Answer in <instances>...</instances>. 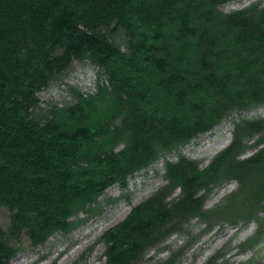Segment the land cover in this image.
Segmentation results:
<instances>
[{"label": "trees", "instance_id": "obj_1", "mask_svg": "<svg viewBox=\"0 0 264 264\" xmlns=\"http://www.w3.org/2000/svg\"><path fill=\"white\" fill-rule=\"evenodd\" d=\"M232 1L0 0V264L25 237L37 248L71 234L110 188L172 154L165 184L102 237L104 264H147L196 219L206 231L256 221L238 249L264 245V118L247 116L264 106V6L222 11ZM77 65L97 69L95 93L70 88L73 102L42 107ZM233 115L234 141L208 166L181 153ZM231 180L225 203L205 209ZM229 253L206 264H233Z\"/></svg>", "mask_w": 264, "mask_h": 264}, {"label": "rangeland", "instance_id": "obj_2", "mask_svg": "<svg viewBox=\"0 0 264 264\" xmlns=\"http://www.w3.org/2000/svg\"><path fill=\"white\" fill-rule=\"evenodd\" d=\"M259 2L264 5V0H236L224 6L222 11L231 13ZM96 85L97 69L88 65H77L73 73L65 80L64 85H54L41 92L38 97L42 107H47L49 103L63 107L73 102L70 88H76L84 94H92L95 93ZM247 116L251 119L264 118V106L247 113ZM236 117L237 115H233L214 129L210 133L212 135L210 141L214 142V134L218 137L217 142L220 143L226 142L228 134L232 137L235 132L232 119ZM207 135L184 147L181 150L182 154L191 160L202 161L203 166L209 165L213 158L227 148L230 143L221 150H216L217 147L209 148L208 145L202 146L199 141ZM253 142L251 141V143ZM201 149L204 150L202 153H200ZM252 154V151H248L243 158H248ZM166 159L175 161L177 157L172 154L166 156ZM163 169L164 159L150 169L130 178L126 189L120 186L110 188L100 200L101 212L69 235H55L45 245L37 248H33L26 237L23 238L19 245L21 249L11 264L12 262L17 264L15 260L21 256L24 260L21 264H104L105 247L100 244L102 237L108 230L126 219L134 207L151 197L165 184ZM237 187L238 183L231 181L217 188L206 202L205 209H212L224 204L228 195ZM179 194V191L176 192L174 197ZM108 200L113 201L108 203ZM128 207L131 208L128 214L119 218L123 210ZM79 217L83 218L84 216L80 215ZM8 222L9 213L6 210H0V226L5 227ZM256 229V224L251 223L236 228L230 225L225 228L217 226L206 231L202 220L196 219L191 221L184 234H174L158 249L151 250L146 257V263L163 262L173 253L189 245L190 248H187L178 264H206L219 251H230L228 257L233 264H264V245L255 253L241 254L237 250L238 246L250 238ZM77 248L76 253L70 255V252Z\"/></svg>", "mask_w": 264, "mask_h": 264}, {"label": "bare ground", "instance_id": "obj_3", "mask_svg": "<svg viewBox=\"0 0 264 264\" xmlns=\"http://www.w3.org/2000/svg\"><path fill=\"white\" fill-rule=\"evenodd\" d=\"M211 136H212V135L209 134V135H207L204 139H201V140L199 141L200 144H201L202 146H206V145H208L209 148L217 147L216 150H221V149H224V148L227 146V144L231 142V135H230V134H228V136H227V140H226V142H224V143L217 142L218 137L216 136V134L213 135V136H215V140H214V142L212 143V142L210 141V137H211ZM203 151H204V150L201 149L200 153H202ZM222 194H223V193H222ZM222 194H221V195H222ZM130 210H131L130 207L125 208V209L123 210V212L120 214V217H119V218H121V217L127 215L128 212H129ZM119 218H117V219H119ZM77 250H78V248H77V249H73L72 252H70V253H71L70 255H73L74 253H76ZM15 261H16L17 264H21L22 262H24L22 256L19 257V258H17ZM12 264H13V262H12Z\"/></svg>", "mask_w": 264, "mask_h": 264}]
</instances>
